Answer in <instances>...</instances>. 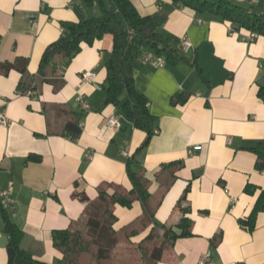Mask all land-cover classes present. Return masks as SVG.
<instances>
[{"label": "crops", "instance_id": "0c3cea01", "mask_svg": "<svg viewBox=\"0 0 264 264\" xmlns=\"http://www.w3.org/2000/svg\"><path fill=\"white\" fill-rule=\"evenodd\" d=\"M131 1L142 15L166 16L157 32L169 48L165 66L151 67L141 59L134 72L135 87L156 117V132L133 164L149 181L155 215L152 224L124 241L137 249L127 248L121 258L145 264L149 253L140 245H151L145 238L152 226L161 230L179 222L177 203L190 185L183 206L191 208L192 234L176 239L151 264H198L208 251L213 264H264V214H258L252 230L242 222L264 186V171L255 168L257 156L249 149L264 144V103L258 96L264 35L250 40L248 30L172 0ZM235 1L264 14V0ZM99 13L85 0H0V62L26 57L28 73L36 75L44 50L61 36V21ZM183 37L188 50L181 45ZM113 44V34L106 33L92 45L83 44L68 65L59 62L65 79L59 90L41 83L37 93L23 94L17 89L20 72H0V113L6 118L0 124V190L13 191L15 208L7 211L23 231L20 248L31 255L30 261L9 244L0 217V264H59L62 251L53 232L80 223L87 206L74 192L95 199L100 186L132 188L127 159L147 134L121 106L105 103V63ZM86 72L94 76L84 80ZM179 94L187 100L173 103ZM79 97L88 109H82ZM62 107L81 114L76 138L64 133L71 116ZM113 114L119 125L111 129L106 122ZM174 161L183 165H171ZM248 184L253 192L246 190ZM114 210V228L122 234L144 211L140 201Z\"/></svg>", "mask_w": 264, "mask_h": 264}, {"label": "trees", "instance_id": "16d2710c", "mask_svg": "<svg viewBox=\"0 0 264 264\" xmlns=\"http://www.w3.org/2000/svg\"><path fill=\"white\" fill-rule=\"evenodd\" d=\"M172 1L196 13H211L221 20L230 22L234 28H244L256 36L264 35V14L257 13L252 7L244 6L235 0ZM85 2L87 5L96 4L100 10L99 15L81 21H61V36L44 50L36 75L28 73L29 60L26 57H18L13 62H0V72L4 74H8L10 70L20 72L21 78L17 89L23 94L37 93L41 83H50L59 90L65 85V79L58 71V63L68 65L81 51L83 44L92 45L104 34H113L112 55L105 63L107 69L105 103L121 106L125 114L133 119L135 126L143 129L147 135L134 155L127 159L131 189L115 187L110 191L109 186H100L95 199H90L84 192H74L75 197L87 202L85 215L80 223L84 222L87 236L98 246V257L108 259L112 256V249L120 243L119 233L114 228L117 221L114 210L116 205L130 208L135 201H140L143 205V215L123 228L127 238L139 234L143 228L153 223L155 210L150 206L152 195L149 192V181L133 169V164L136 162V154L148 145L155 134L156 117L149 110L148 99L135 87L134 72L139 68L145 53L152 51L163 56L169 47L157 32V27L166 20L165 15L158 13L142 15L131 0H85ZM123 96L126 97L124 101ZM258 96L264 103V83L259 85ZM186 100V96L179 94L174 96L173 103H182ZM61 110L71 116L65 125L64 133L73 138L78 137L82 132L79 125L81 114L68 111L65 107ZM249 149L257 156L255 168L264 171V144L258 143ZM29 159L40 160L41 157L30 155ZM171 165L182 166L183 162L174 161ZM171 177L175 179L176 175ZM189 189L190 185L185 188L177 203L182 210L179 222L168 227L164 226L161 230L152 226L145 238L147 242H152L151 245H146L151 263L159 261L165 248L174 244L176 239L192 234L189 217L191 208L183 206ZM253 189V185L246 186L248 192H253ZM259 213L264 214V186L260 188L252 211L242 220L243 224L251 230L254 229ZM0 217L9 244L16 248L19 255L31 261V255L20 248L23 231L11 220L10 214L1 204ZM76 225L53 232L54 244L62 251L59 264H81L79 256L88 245L83 234L75 229ZM216 240L218 236L214 237L213 242Z\"/></svg>", "mask_w": 264, "mask_h": 264}, {"label": "built area", "instance_id": "2783aa9c", "mask_svg": "<svg viewBox=\"0 0 264 264\" xmlns=\"http://www.w3.org/2000/svg\"><path fill=\"white\" fill-rule=\"evenodd\" d=\"M257 36L253 33L250 34V40L255 39ZM181 45L184 47V49L188 50L190 47V43L187 41L186 37H183L181 40ZM142 62L145 64L150 65L151 67H163L166 64V58L162 55H158L152 51H149L145 53L142 57ZM94 76V73L92 72H86L83 73L82 78L84 80H88ZM79 103L82 107V109L86 110L88 109L89 105L86 101L83 100L82 97L78 98ZM0 124H6V118L4 113H0ZM106 125L108 128L114 129L119 125L118 117L117 115L113 114L110 115L107 119ZM156 132V131H155ZM124 156H128V152H123ZM87 156L90 157V154L88 153ZM237 200L236 196L231 197V202L234 203ZM15 197L13 194V191L11 188H3L0 190V204L1 206L6 210H13L15 208ZM211 252L208 251L204 257L199 259L198 264H213V262L210 259Z\"/></svg>", "mask_w": 264, "mask_h": 264}, {"label": "rangeland", "instance_id": "374dc122", "mask_svg": "<svg viewBox=\"0 0 264 264\" xmlns=\"http://www.w3.org/2000/svg\"><path fill=\"white\" fill-rule=\"evenodd\" d=\"M75 229H78L83 234V237L87 241V245H88L87 249L83 251L81 255L79 256V262L81 264H129L133 262L132 260H128L127 258L126 259L121 258V253L125 252L127 248L130 249L131 247H134V246H130L133 244H129L127 241L126 243L124 242L125 240H127V237L124 235V233L123 234L122 232L119 233L120 243H119V246H116V247L118 248L120 247V250H117L118 248L115 247L117 250L116 253L113 254V250L115 249L113 248L112 256L110 258L101 259L97 255L98 246L92 242L90 237L87 236V227L84 225V222L82 221L81 223H78ZM141 248H146V246H141ZM134 249H137V248L134 247ZM147 250L149 253V249ZM148 257L149 255H147V258ZM145 264H151V261L147 259Z\"/></svg>", "mask_w": 264, "mask_h": 264}, {"label": "water", "instance_id": "95a60500", "mask_svg": "<svg viewBox=\"0 0 264 264\" xmlns=\"http://www.w3.org/2000/svg\"><path fill=\"white\" fill-rule=\"evenodd\" d=\"M4 240H7V238H6V237H4Z\"/></svg>", "mask_w": 264, "mask_h": 264}]
</instances>
